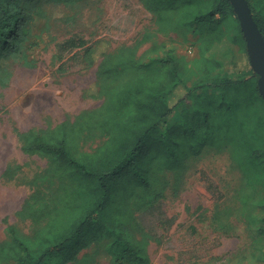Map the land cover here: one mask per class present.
Returning a JSON list of instances; mask_svg holds the SVG:
<instances>
[{"label":"trees","instance_id":"1","mask_svg":"<svg viewBox=\"0 0 264 264\" xmlns=\"http://www.w3.org/2000/svg\"><path fill=\"white\" fill-rule=\"evenodd\" d=\"M86 1L0 0V62L23 52L34 20L49 23L48 5ZM143 1L158 32L194 27L208 46L221 41L235 23L234 43L249 59L230 0ZM248 1L264 36V0ZM146 39L101 54L95 83L85 94L102 99L99 107L53 127L18 131L22 150L48 161L28 183L48 180L49 185L37 187L18 211L27 232L8 224L7 238L0 241V264H92L81 251L104 240L110 245L111 264H150L151 239L132 230L133 214L159 196V174L174 171L179 180L187 160L206 148L232 150L251 191L243 194L244 207L264 185V98L250 61V69L237 78L223 75L220 63L203 55L181 61L169 54L150 66L136 52ZM58 47L62 52L83 50L92 63L97 60L96 49L82 36L72 35ZM194 69L206 75L190 86L188 71ZM96 138L102 140L86 149ZM4 175L13 177V169ZM263 207L262 195L243 219L264 221L253 212ZM122 212L123 218L114 217ZM260 235L264 237V229Z\"/></svg>","mask_w":264,"mask_h":264},{"label":"rangeland","instance_id":"2","mask_svg":"<svg viewBox=\"0 0 264 264\" xmlns=\"http://www.w3.org/2000/svg\"><path fill=\"white\" fill-rule=\"evenodd\" d=\"M46 9L49 23L34 20L23 52L0 62V241L7 238L8 224L28 231L18 211L37 187L49 185L48 180L28 183L48 161L27 155L18 131L53 127L99 107L102 99L85 94L95 83L103 52L135 46L146 36L136 52L140 62L150 66L159 65L172 54L181 61L202 55L205 60L218 61L220 72L231 78L250 69L249 59L233 40L235 23L221 41L208 46L194 27L158 32L155 17L143 0H87L70 7L48 5ZM72 35L82 36L93 45L95 63L83 50H60L58 43ZM205 75L197 69L188 71L187 82L191 86ZM180 109L182 106L176 109L173 120L179 118ZM100 140L96 138L86 149ZM9 168L13 177L4 175ZM159 176V196L133 214L132 230L151 239L150 264H264V237L260 235L264 221L250 224L243 219L257 197L264 196V185L251 193L244 207L243 194L251 191L245 188L230 148H206L191 157L179 180L174 171ZM254 211L259 219L264 218V207ZM83 255H88L92 264H111L107 240L91 244L81 251Z\"/></svg>","mask_w":264,"mask_h":264},{"label":"water","instance_id":"3","mask_svg":"<svg viewBox=\"0 0 264 264\" xmlns=\"http://www.w3.org/2000/svg\"><path fill=\"white\" fill-rule=\"evenodd\" d=\"M247 45L249 61L258 76L259 92L264 98V36L254 19L248 0H230Z\"/></svg>","mask_w":264,"mask_h":264}]
</instances>
